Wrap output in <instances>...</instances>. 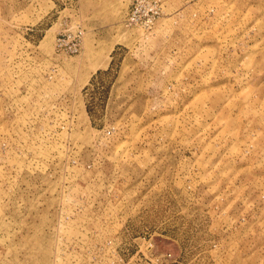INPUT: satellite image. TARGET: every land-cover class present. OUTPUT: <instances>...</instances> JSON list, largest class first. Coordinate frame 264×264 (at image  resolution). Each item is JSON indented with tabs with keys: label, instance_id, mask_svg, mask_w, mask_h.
Listing matches in <instances>:
<instances>
[{
	"label": "rangeland",
	"instance_id": "rangeland-1",
	"mask_svg": "<svg viewBox=\"0 0 264 264\" xmlns=\"http://www.w3.org/2000/svg\"><path fill=\"white\" fill-rule=\"evenodd\" d=\"M134 1L0 0V264H264V0Z\"/></svg>",
	"mask_w": 264,
	"mask_h": 264
},
{
	"label": "built area",
	"instance_id": "built-area-1",
	"mask_svg": "<svg viewBox=\"0 0 264 264\" xmlns=\"http://www.w3.org/2000/svg\"><path fill=\"white\" fill-rule=\"evenodd\" d=\"M147 3L148 10H143V5ZM158 3L151 0H135L131 13L129 15L128 24L130 26H140L142 28L151 29L159 16ZM84 31L80 27L74 30L64 31L56 39V51L65 55H78L83 47Z\"/></svg>",
	"mask_w": 264,
	"mask_h": 264
}]
</instances>
